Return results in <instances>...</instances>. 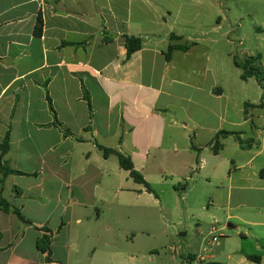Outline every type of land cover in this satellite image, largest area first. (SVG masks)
<instances>
[{
    "label": "crops",
    "instance_id": "1",
    "mask_svg": "<svg viewBox=\"0 0 264 264\" xmlns=\"http://www.w3.org/2000/svg\"><path fill=\"white\" fill-rule=\"evenodd\" d=\"M231 20L244 21L237 47ZM125 36L142 42L129 58ZM169 44L190 46L167 61ZM257 55L264 72V0H0V166L23 173L0 171V198L30 222L0 210V264H67L87 253L76 239L95 244L87 264L132 259L109 249L154 235L145 217L132 231V211L162 218L163 191L151 187L169 177L182 191L176 208L191 212L192 189L180 182L192 173L211 187L208 237L226 238L210 240L218 250L203 264H264V82L241 80L234 64ZM222 131L233 135L215 154ZM99 146L129 157L152 193ZM222 219L237 226L232 236ZM45 229L49 263L36 248Z\"/></svg>",
    "mask_w": 264,
    "mask_h": 264
},
{
    "label": "rangeland",
    "instance_id": "2",
    "mask_svg": "<svg viewBox=\"0 0 264 264\" xmlns=\"http://www.w3.org/2000/svg\"><path fill=\"white\" fill-rule=\"evenodd\" d=\"M178 23L179 26L190 30V27H192L193 24L197 28L198 25L208 24L209 21H195L190 22L189 24L184 21H179ZM243 24L244 21L234 22L231 20L226 22L227 28L230 30L229 39L232 41L233 47H237L238 45L237 31L239 30V26H242ZM232 69L233 67L231 66L229 68L230 73L233 72ZM254 89H256L255 86ZM194 175L195 173H192L188 180L180 182L181 184H187L186 189H192L188 195L190 197L187 199L190 204H192V200L194 202L191 212H184L183 209L180 210L176 208L174 199L176 196L175 194H181L182 191L181 188H178L177 191L174 190V187L169 183L170 178L168 177L167 183L151 187L155 193H159V190L163 191L162 199L166 204V208L162 211V218L159 216L156 209H142V212H139L138 210L132 211V219L134 221L132 231L137 234L136 231H139V223L143 222L141 218L145 217L146 219L144 221L154 223V235L150 238L138 235L133 239L130 238L129 240H126L127 243L117 242L114 246H110L109 249H113L114 251H117V253H130L132 259L126 258L120 261L118 258L112 260L110 257H106L105 259L103 257V259L97 261L98 264H203L208 262L209 260H207L206 257L211 254L212 251L214 253L218 250V247L215 245L211 246V238L210 236L208 237L207 229V224L209 222L208 215L213 213L212 210L214 209L208 200L211 187L206 185L204 180L199 179ZM201 193H203L204 197L199 201L197 196ZM230 223H232V221ZM198 226L203 229L202 235L206 238L204 242H202V237L198 235ZM216 226L225 227L222 235L232 236L237 229V226L235 229L227 228L226 221L223 219L219 220V225L216 224ZM77 232L78 230L76 228L72 230L73 237L78 238ZM225 239L226 238H218L219 244L225 242ZM74 243L80 248V250H83V252L87 250V253L80 258H77L75 254H72L67 264H87L92 248L95 244L93 246L90 242L89 244L84 245L79 239H76ZM56 247L58 249H56ZM99 248L100 250L103 249L102 246ZM203 248H205V251H203ZM62 252L63 251L57 245L54 247V253L57 258L62 255ZM60 263L64 264V262Z\"/></svg>",
    "mask_w": 264,
    "mask_h": 264
},
{
    "label": "trees",
    "instance_id": "3",
    "mask_svg": "<svg viewBox=\"0 0 264 264\" xmlns=\"http://www.w3.org/2000/svg\"><path fill=\"white\" fill-rule=\"evenodd\" d=\"M41 21L38 20L37 21V28H36V34L39 35L41 33ZM170 40H179L178 37L175 36H170ZM124 45L126 48V57L129 58L131 56V54H133L135 51L139 50L141 48L142 42L139 38H135V37H124ZM190 45H173V44H169V46L167 47V50L164 53V57L167 61L170 60L171 57V53L176 50L179 49L181 51H186L188 50ZM260 56H254V57H247L245 58L242 62H237L234 61V64L236 65V67H238L241 70V80L245 81L248 78H254L258 84H262V82H264V72H262V69L260 67ZM264 89V88H262ZM85 100L87 102L88 105V109L89 112L91 111L90 108V103H89V99L85 94ZM48 99V104L50 107V110L53 114V116L55 117L54 111L51 108L50 105V100ZM56 126L60 127V124L56 121L55 119V123ZM228 135H233L231 133L228 132H219L218 134H216V136L214 137V145H213V153H218V151L222 148V145L220 144L219 140L222 138H225ZM235 135V134H234ZM238 139V138H237ZM239 144L242 145V142L238 139ZM99 149L102 151V154L104 157H107L111 154L116 155L117 160H118V164L120 166L121 169L127 171L129 173L130 178L139 185H142L143 188L148 192V193H152V190L149 186V184L145 181V179L143 178V176L137 172L134 167L133 164L130 160L129 157H125L119 153H117L114 150L111 149H105L99 146ZM0 150H1V154H3L6 150V140L4 141V143L2 145H0ZM0 171L2 172L3 176H7L8 174H14V175H23V173L20 172H16L13 170H10L8 168L2 167L0 166ZM1 182V181H0ZM0 210L5 212V213H12L13 215H15L21 222L25 223V224H30L29 221L25 220L23 218V216L21 215V213L19 212L18 209H15L13 207H11L9 205V203L7 201H5L4 199L0 198ZM44 234L37 240L36 242V248L39 251V253H41L42 255L45 256L44 260L45 263H49L50 259H51V249H50V245H51V234L48 230H43ZM254 259V258H251ZM211 264H219V263H211Z\"/></svg>",
    "mask_w": 264,
    "mask_h": 264
},
{
    "label": "built area",
    "instance_id": "4",
    "mask_svg": "<svg viewBox=\"0 0 264 264\" xmlns=\"http://www.w3.org/2000/svg\"><path fill=\"white\" fill-rule=\"evenodd\" d=\"M214 232H215V227H211L210 233L214 234ZM218 238H219L218 236H213L211 239L212 243H215L218 240Z\"/></svg>",
    "mask_w": 264,
    "mask_h": 264
}]
</instances>
